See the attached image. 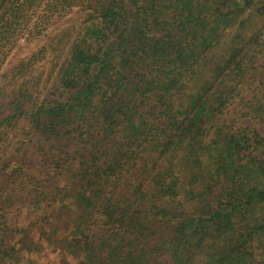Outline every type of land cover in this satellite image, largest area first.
Instances as JSON below:
<instances>
[{
  "label": "trees",
  "instance_id": "obj_1",
  "mask_svg": "<svg viewBox=\"0 0 264 264\" xmlns=\"http://www.w3.org/2000/svg\"><path fill=\"white\" fill-rule=\"evenodd\" d=\"M0 77V261L54 179L84 264H264V0H0Z\"/></svg>",
  "mask_w": 264,
  "mask_h": 264
},
{
  "label": "rangeland",
  "instance_id": "obj_2",
  "mask_svg": "<svg viewBox=\"0 0 264 264\" xmlns=\"http://www.w3.org/2000/svg\"><path fill=\"white\" fill-rule=\"evenodd\" d=\"M82 9H75L69 13L60 25H71V23H79L83 18ZM58 26V24L54 25ZM50 29V34L53 29ZM49 35V34H48ZM47 37L40 36L38 38H23L18 42L14 50L11 52L5 62L2 72H7L8 69L16 65L19 61L27 59L33 53L38 52L46 43ZM52 56H47L42 61L38 62L34 73L35 77L41 75L42 83L45 88V94L52 98L54 89H52V78L47 79L49 68L51 67ZM0 81L5 82L6 78L0 77ZM60 91L59 93H61ZM55 96V95H54ZM231 114L226 115L230 118ZM264 127L260 131L263 132ZM46 145L48 147H46ZM49 144L42 139H36L34 151H38L42 156L47 155ZM40 155V156H41ZM38 159V158H36ZM62 187L64 182H58L52 179V192L46 196L42 206L38 210L29 207V204L24 203L20 210H14L9 215L10 222L13 227L19 229L18 236H14V241H20L17 245V252L14 254V259H6L0 261V264H84V254L80 253V244L78 238L81 237L80 232H85L86 226L82 229L76 228L81 222L82 214L77 211L75 205L71 203L72 198H67L65 191L60 193L56 190V186ZM69 197V196H68ZM85 218L92 223L91 231L95 240H98L100 245L102 238V218L94 215H87ZM87 215V216H86ZM87 224V223H86ZM10 240H8L9 242ZM12 245V244H11ZM98 257L93 264H100L102 261ZM91 264L90 260L89 263Z\"/></svg>",
  "mask_w": 264,
  "mask_h": 264
}]
</instances>
